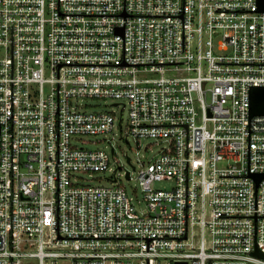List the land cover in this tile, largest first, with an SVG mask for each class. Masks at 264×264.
<instances>
[{
  "label": "built area",
  "instance_id": "2783aa9c",
  "mask_svg": "<svg viewBox=\"0 0 264 264\" xmlns=\"http://www.w3.org/2000/svg\"><path fill=\"white\" fill-rule=\"evenodd\" d=\"M252 86L257 0H0V264H264ZM78 97L119 101L127 120ZM115 125L129 146L159 145L125 170L141 200L115 172L75 177L115 154L72 138Z\"/></svg>",
  "mask_w": 264,
  "mask_h": 264
},
{
  "label": "rangeland",
  "instance_id": "374dc122",
  "mask_svg": "<svg viewBox=\"0 0 264 264\" xmlns=\"http://www.w3.org/2000/svg\"><path fill=\"white\" fill-rule=\"evenodd\" d=\"M80 109L86 111H113L116 115V119L119 117L123 119L125 123L127 120V109L122 108V105H113L114 102H119L110 98H97V97H78L75 100ZM122 102V101H120ZM117 124V122H116ZM130 140V146L124 140V134L120 135L119 127L115 125L112 132L100 133V134H84L76 135L72 138L73 144L90 149H102L110 154L111 146L114 148L115 161L111 164V170L96 171V172H84L75 175L77 182L86 184H109L108 177H112L115 172L116 177H121L123 184L127 190L136 195L137 199L140 198V187L134 178L126 179L124 177L125 170H133L132 164H136L140 159L147 161L158 151L159 145L156 144L153 139L140 140L138 143L133 139ZM131 158V162L127 160V157ZM120 165V166H119ZM138 168V167H137ZM133 172V176H135ZM171 185L166 182H155L154 187L168 188ZM140 208L144 207L142 201H140Z\"/></svg>",
  "mask_w": 264,
  "mask_h": 264
},
{
  "label": "water",
  "instance_id": "95a60500",
  "mask_svg": "<svg viewBox=\"0 0 264 264\" xmlns=\"http://www.w3.org/2000/svg\"><path fill=\"white\" fill-rule=\"evenodd\" d=\"M258 9L264 11V0H257ZM264 114V86L250 87V115ZM256 180L260 175H254Z\"/></svg>",
  "mask_w": 264,
  "mask_h": 264
}]
</instances>
